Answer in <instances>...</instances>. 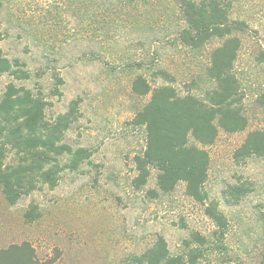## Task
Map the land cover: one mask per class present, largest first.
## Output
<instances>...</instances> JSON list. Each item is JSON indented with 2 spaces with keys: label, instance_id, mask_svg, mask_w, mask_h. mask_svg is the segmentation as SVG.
<instances>
[{
  "label": "rangeland",
  "instance_id": "rangeland-1",
  "mask_svg": "<svg viewBox=\"0 0 264 264\" xmlns=\"http://www.w3.org/2000/svg\"><path fill=\"white\" fill-rule=\"evenodd\" d=\"M224 1L232 3L231 19L245 23L234 34L240 46L233 72L247 126L220 130L203 147L209 166L202 203L182 182L152 198L153 169L145 185L134 186V158L145 149V133L131 120L150 93L139 95L132 85L139 76L151 89L169 85L179 95L203 98L214 87L206 69L221 40L198 49L182 45L184 24L172 0H0V48L30 74L27 80L0 75V97L8 83L29 89L49 103L47 119L77 101L78 118L63 142L91 153L78 171H62L53 189L39 185L15 204L0 187V249L28 242L39 260L54 264H126L163 237L172 256L199 250L194 264H264V156H233L250 131L264 129V108L256 102L264 91V64L256 60L264 50V0ZM14 160L8 151L6 163ZM229 187L243 194L225 195ZM211 202L224 227L206 216ZM30 205L39 213L33 222L23 216ZM196 235L202 240L193 241Z\"/></svg>",
  "mask_w": 264,
  "mask_h": 264
},
{
  "label": "trees",
  "instance_id": "trees-1",
  "mask_svg": "<svg viewBox=\"0 0 264 264\" xmlns=\"http://www.w3.org/2000/svg\"><path fill=\"white\" fill-rule=\"evenodd\" d=\"M172 1L178 7L184 24L178 32L182 45L198 49L211 39L221 40L211 51L206 69L214 87L199 98L190 93L179 95L169 85L151 89L146 80L139 76L135 78L133 91L139 95L150 93V99L131 120L133 126L143 128L145 133V149L134 158L137 174L133 184L136 188L145 185L153 169L157 172V190L148 191L152 198L158 192L173 191L182 182L190 198L205 203L208 201L204 184L209 155L203 147L213 144L220 130L236 133L247 126L239 80L233 72L240 46L234 34L242 31L245 23L231 19V1ZM1 7L0 3V14ZM256 60L264 64V50L257 54ZM23 66L17 59L5 57L0 48V75L9 74L16 80H27L30 74L22 69ZM156 75L166 82L171 80L165 71L158 70ZM256 102L264 108V91L259 93ZM48 104L31 90L13 83L6 85L0 97V187L10 204H15L39 185L53 189L62 171H78L91 156L87 149H73L63 142L64 133L78 118L77 101H72L65 113L51 119L45 115ZM8 151L15 157L13 163H6ZM233 156L237 160L264 156V129L250 131ZM63 157L66 160H61ZM233 189L237 196L243 194L240 189L229 187L225 195ZM205 214L217 226H225L226 220L216 203L211 202ZM23 216L27 222L35 221L39 216L37 206L30 205ZM201 240L198 235L193 239L195 242ZM201 256L197 249H190L186 255L172 256L164 238L159 237L143 253L130 255L124 262L194 264ZM0 264L54 263L52 260H39L33 247L28 242H22L0 249Z\"/></svg>",
  "mask_w": 264,
  "mask_h": 264
}]
</instances>
